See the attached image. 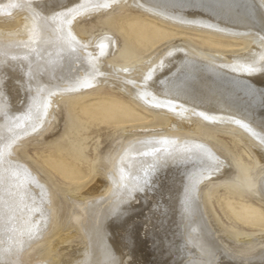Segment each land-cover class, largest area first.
I'll list each match as a JSON object with an SVG mask.
<instances>
[{"label":"bare ground","instance_id":"1","mask_svg":"<svg viewBox=\"0 0 264 264\" xmlns=\"http://www.w3.org/2000/svg\"><path fill=\"white\" fill-rule=\"evenodd\" d=\"M218 2L0 0V17H18L14 25H0V53H7L0 55V148L6 154L10 150L13 164L28 173L26 178L23 170L18 176L9 172L0 185V264H264V230L234 235L219 225L203 199L212 182L243 183L236 163L209 128L235 134L248 146L258 167L245 185L264 198V71H233L253 62L257 67L264 64V7L261 0ZM15 4L22 6L12 7ZM122 4L163 22L241 39L245 45L214 52L174 38L146 58L117 66L113 61L126 42L107 21ZM77 5L87 7L73 21L79 45L69 56L57 42L52 16ZM34 13L53 25L43 39L33 36ZM32 39L37 51L29 60L36 76L29 83L28 61H13L12 56L22 57L27 50L17 44ZM150 65L156 68L151 87L127 83L147 74ZM177 66L183 73L173 77ZM77 81L112 86L152 111L159 122L123 131L103 154L107 167L98 169L85 188L63 198L23 157L21 147L30 139H58L71 120L67 99L91 88L73 90ZM174 84L183 87L174 107H156V100L167 102ZM37 86L64 91L52 97L44 93L51 100L48 115L33 131L27 114ZM237 119L253 131L241 128ZM165 139L175 143H158ZM152 144L159 150V161L154 154L143 155L151 153ZM196 144L208 149L209 162L218 164L219 171L204 170L202 175L195 160L179 158ZM138 181L142 189L122 199ZM9 190L16 194L9 196ZM36 208L44 215L30 211Z\"/></svg>","mask_w":264,"mask_h":264},{"label":"rangeland","instance_id":"2","mask_svg":"<svg viewBox=\"0 0 264 264\" xmlns=\"http://www.w3.org/2000/svg\"><path fill=\"white\" fill-rule=\"evenodd\" d=\"M120 7L107 21L126 42L122 54L113 61L117 66L124 67L127 62L146 58L174 38L214 52H227L245 45L241 39L163 22L145 11L132 10L130 5ZM7 16L0 17V25L17 22L18 17ZM66 103L71 120L58 139H30L21 147L23 157L39 168L52 190L63 198L85 188L98 169L107 167L103 154L123 131L159 122L152 111L109 85L73 94ZM209 133L223 142L243 183L237 186L227 181L212 182L204 190L203 199L219 225L234 235L263 231L264 198L245 185L258 167L257 159L237 135L210 128Z\"/></svg>","mask_w":264,"mask_h":264},{"label":"snow or ice","instance_id":"3","mask_svg":"<svg viewBox=\"0 0 264 264\" xmlns=\"http://www.w3.org/2000/svg\"><path fill=\"white\" fill-rule=\"evenodd\" d=\"M218 2V0H217ZM20 4L12 5V7H21ZM218 6L223 7L218 2ZM261 6L264 7V0H261ZM85 5H77L74 7H64L61 11L55 12L52 16V20L55 23L54 31L57 33V42L61 48L62 51H65L68 53L69 56L75 55L77 52V46L79 45V41L76 39V37L73 35L72 32V26L74 19L81 14L83 10H86ZM34 24H33V36L35 39H43V33L47 29L53 28V25L48 24L47 18L40 16L39 14L34 13ZM35 39L29 40V41H23L21 40L17 47L21 49H25L24 55L22 57H19L17 55L12 56V60H21V61H28V80L29 83L33 78L36 76V71L32 67V61L29 60V57L33 52H36L37 49L33 47V44L35 43ZM261 44L264 45V36H261ZM105 47L104 45H101V48ZM0 55H7V53H0ZM79 59V57H77ZM260 60L264 61V53H261ZM161 64H163V61H161ZM74 71H78L74 70ZM127 71V69L125 70ZM233 71H245L248 73H252L255 71H264V64H261L260 67L256 66V62H253L250 65H243L239 68H233ZM156 72V68L153 65H150L147 74H141V78L139 80H129L127 81L128 84H130L133 88L139 86L142 88H149L155 83L154 75ZM183 73V69L180 66H177V70L175 73L172 74L173 77H176ZM173 83V82H171ZM183 84L184 81H181ZM92 85L88 82H75L73 85V90H79L80 88H87L91 87ZM31 91V89H29ZM64 90L59 88V86L56 87V91H52L50 89H45L37 86L36 90V96L32 98V105L29 107V112L27 114V119L29 121V125L32 127L33 131H36L43 123L45 118L48 115V108L50 107L51 100L46 99L44 96V93L47 92L49 97L55 96L57 92H63ZM183 95V87L179 85L173 86V88L169 89L168 99L167 102L156 100L155 106L156 107H174L175 101ZM200 115H204V113H200ZM205 119H215V117H208L205 116ZM15 120L18 122L21 120V117H16ZM235 123L239 125L241 128H244L250 132L253 130L249 128V126L244 123L242 120H235ZM26 130V129H25ZM261 141L264 142V136L260 137ZM158 143L161 144H169V143H175L174 141H169L167 139L158 141ZM9 149L11 148V145H8ZM151 153L145 152L143 155L148 156L151 154H154V159L157 161L160 160L159 150L155 147V144H152L151 146ZM12 153L9 150L6 154L4 149L0 148V185L4 184L6 182L5 180V174L9 172H13L14 175H19L20 172L23 170L25 177L28 178V173L26 169H23L20 165L13 164L12 160L10 159ZM176 158V157H173ZM180 159H186V160H195L197 162L198 167L201 170V174L203 175V171L207 170L210 174L214 173L216 171H219V166L213 165L209 161L212 160V155L201 144L193 145L192 147L188 148L186 150V153L179 157ZM157 164H153L151 168H155ZM147 182L146 180L144 181ZM18 188H22L23 185H18ZM142 185L138 181L136 184H134L132 187L128 188L127 191L123 194L121 197L122 199L125 197L130 198L132 193L136 190H141ZM262 191H264V187H262ZM16 193H13L11 190H9L8 195L14 196ZM30 211H40L41 215H44V212L42 209L36 208V209H30ZM29 237L32 235V229H28ZM24 233H21V236L23 237ZM116 264H119V262H116ZM206 264V262H205Z\"/></svg>","mask_w":264,"mask_h":264}]
</instances>
